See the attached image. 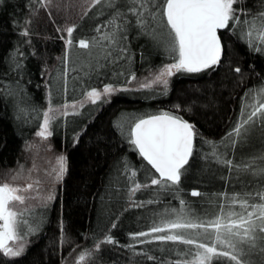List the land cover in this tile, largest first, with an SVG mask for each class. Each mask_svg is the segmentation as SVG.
I'll use <instances>...</instances> for the list:
<instances>
[{
  "label": "trees",
  "instance_id": "obj_1",
  "mask_svg": "<svg viewBox=\"0 0 264 264\" xmlns=\"http://www.w3.org/2000/svg\"><path fill=\"white\" fill-rule=\"evenodd\" d=\"M54 3L76 6L40 8L37 0H4L0 4V174L16 170L26 162L25 145L38 131L35 113L31 119L27 114L21 117L17 113L15 98L6 91L10 82L19 80L23 85L26 104L46 108L49 85L54 104L82 101L91 87L129 83L131 71L140 78L171 62L164 48L157 47L148 37H137L132 30L129 40L133 56L127 64L118 61L90 71L84 62V50L78 47L73 48L70 62L62 64L60 58L67 47L63 32L66 26L78 25L74 38L91 36L95 34L92 32L95 24L105 20L107 13L89 19L92 12L83 16L79 7L83 0H54ZM261 3L262 0H246L245 6L260 11ZM32 6L39 9L38 14H32ZM29 18L31 35L25 37L22 27ZM222 31L227 45L226 59L218 68L199 74L177 73L166 94L134 87L122 89L110 100L85 103L78 112H69L66 122L61 118L53 126L52 142L56 150L68 157V172L58 186L54 202L46 209H35L44 217V223L39 232L28 237L25 252L16 258L0 254V264H63L67 257L73 260L78 252L91 249L95 241L102 242L108 234L118 243H102L100 254L91 264H176L190 259L180 255L187 247L182 242L141 237L146 243L139 244L129 234L144 232L162 218H174L172 210L181 209V200L188 215L203 220L215 216L233 193L243 195L264 187V178L221 163L214 155L218 152L234 164L264 157V128L256 125L247 138L239 140L232 133L241 119L245 92L264 83V53L253 51L235 34ZM17 47L25 54L24 71L19 76L9 65V57ZM237 66L241 73L235 71ZM65 67L69 69L66 91L53 79L56 70L62 72ZM49 69L51 74L41 75ZM251 95L249 92V103ZM176 104L181 108H175ZM161 109L179 112L194 121L199 130L190 167L186 165L188 171L178 189H160L150 184L156 175L154 169L132 147L127 131L122 134L116 124L129 115L157 114ZM125 163L127 172L123 170ZM132 168L136 169L134 179ZM134 183L142 187L132 190ZM193 189H198L199 195H194ZM257 201L253 197L250 203ZM234 207L240 210V205ZM61 222L66 236L63 243ZM133 248L144 249L150 255H142ZM255 255L259 257V253ZM212 264H228V259L214 257Z\"/></svg>",
  "mask_w": 264,
  "mask_h": 264
},
{
  "label": "snow or ice",
  "instance_id": "obj_2",
  "mask_svg": "<svg viewBox=\"0 0 264 264\" xmlns=\"http://www.w3.org/2000/svg\"><path fill=\"white\" fill-rule=\"evenodd\" d=\"M4 0H0L2 4ZM40 8L52 7L71 8L76 5L57 4L54 0H37ZM246 0H83L79 5L83 16H104L107 18L95 24L91 36L74 38L78 25L71 23L66 26V49L60 58L67 65L72 57L74 47L84 50V62L90 71L105 67L108 63L116 64L131 61L133 53L130 49L129 33L136 31L137 37H148L157 46L162 47L171 59L137 83L142 90H151L166 94L171 86V79L177 73L199 74L218 68L226 59V42L222 39L226 30L246 42L247 46L257 53H264V0L260 11H253L245 6ZM96 9L95 12L92 10ZM39 9L32 6V14H38ZM51 16V12L49 11ZM83 18V17H82ZM31 18L25 20L22 34L30 37ZM59 27V26H57ZM30 43V40L28 41ZM142 55V53H141ZM25 54L17 47L9 57V65L17 75L24 71ZM77 61H80L79 52ZM47 69L48 66L45 65ZM68 68L61 72L56 70L53 79L58 80L67 89ZM74 70V69H73ZM241 73L239 66L235 68ZM51 74L42 72L41 75ZM242 78V77H241ZM135 71L128 75L129 83H106L102 89L91 87L86 99L92 102L110 100L113 93L128 90L131 81H136ZM15 85V89L13 88ZM48 105L46 108H36L26 104L27 94L19 80L10 82L6 91L15 98L14 107L17 113L32 118L35 113L38 118V136L45 142L46 149L53 148L50 138L54 135L53 126L72 112H78L84 106V101H68L63 104L52 102V86H48ZM249 92L251 103H249ZM175 108H181L176 104ZM191 111V108L188 109ZM123 117V114H122ZM27 122V121H25ZM123 134L127 131L132 147L155 170L150 184L160 189H178L182 176L188 171L189 161L196 148V138L199 130L194 121L175 111L159 110L157 114L129 115L116 121ZM259 125L264 128V83L245 92V101L241 110V119L232 129L237 140L247 138L250 129ZM231 135V134H230ZM74 142L78 140L74 138ZM207 142V141H205ZM235 143V141H233ZM25 147L31 150L34 145L27 143ZM221 163L234 166L243 172H251L254 176L264 178V157L250 158L249 162L234 164L226 160L218 152H214ZM55 163L50 168L43 169L41 177L35 162L31 169L24 165L11 171L9 179L0 181V254L5 257H20L28 244V237L39 232L44 217L35 212L37 207L47 208L56 199V187L68 172V157L57 154ZM51 163V162H50ZM127 172L128 164H124ZM33 172L37 175L33 176ZM133 179L136 169H131ZM24 179L25 183L17 182ZM50 185V187L48 186ZM142 187L133 184V189ZM194 195H199L198 189H193ZM227 196V194H225ZM253 197L257 202H251ZM181 209H173L172 219H161L158 224L149 227L144 232H132L129 235L136 238L139 244H145V239L152 241L182 242L187 247L180 253L184 257L176 264H212L213 258L222 256L228 259V264H264V187L259 191L233 193L232 199H225V206L218 213L203 220L187 214L185 202L181 200ZM240 205V210L235 209ZM115 227V224H113ZM168 230L165 232V230ZM66 238L61 222V243ZM102 243H118L111 234L105 235L103 241H95L91 249L85 248L75 257V264H91L100 254ZM124 247L132 248L131 245ZM148 256L144 249H135ZM259 253V257H256Z\"/></svg>",
  "mask_w": 264,
  "mask_h": 264
},
{
  "label": "rangeland",
  "instance_id": "obj_3",
  "mask_svg": "<svg viewBox=\"0 0 264 264\" xmlns=\"http://www.w3.org/2000/svg\"><path fill=\"white\" fill-rule=\"evenodd\" d=\"M146 76H148V75H145L143 77H146ZM143 77L137 78L136 81H131V83L129 84V87L138 88L137 87V83L140 80H142ZM102 88L103 87H101L99 89H102ZM114 94L115 93H113L112 96ZM83 101H84V104L87 103V102H92L91 100L86 99V96L83 99ZM69 112H72L71 108H69ZM52 137L50 138V140H51V143L53 145V148L50 149V150H48V149H46L45 142H42L41 139L38 136H36V134H35L34 138L30 142V143H32L34 145V147L31 150H29V149L26 148V153H25V155H26V162H24L22 164V165H24L25 169H31L32 166H33V163L35 162L37 168L40 170L38 174L41 177H43L44 176L43 169L50 168L55 163V160H54L55 155L61 154V153L64 154L63 152H60V151H58V150L55 149V146H54V144L52 142ZM10 175H11V172L4 173V174L3 173L0 174V181H3L5 179H9L10 178ZM36 175H37V173L36 172H33V176H36ZM17 182H19V183H25L26 181L24 179H20ZM59 184L56 187V195H57V190H58ZM48 186L50 187V185H48ZM165 232H167V231H165ZM78 254H79V252H78ZM75 257L73 258V260L71 258L67 257L64 260V263L63 264H75ZM81 263L82 262H80V264Z\"/></svg>",
  "mask_w": 264,
  "mask_h": 264
},
{
  "label": "water",
  "instance_id": "obj_4",
  "mask_svg": "<svg viewBox=\"0 0 264 264\" xmlns=\"http://www.w3.org/2000/svg\"><path fill=\"white\" fill-rule=\"evenodd\" d=\"M139 152V151H138ZM191 159V158H190ZM145 161H146V159H145ZM147 162V161H146ZM148 163V162H147ZM149 164V163H148ZM150 165V164H149ZM151 166V165H150ZM155 171V170H154Z\"/></svg>",
  "mask_w": 264,
  "mask_h": 264
}]
</instances>
